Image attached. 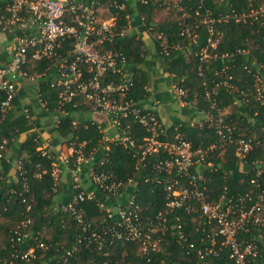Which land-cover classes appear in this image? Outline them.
Here are the masks:
<instances>
[{
	"label": "built area",
	"instance_id": "2783aa9c",
	"mask_svg": "<svg viewBox=\"0 0 264 264\" xmlns=\"http://www.w3.org/2000/svg\"><path fill=\"white\" fill-rule=\"evenodd\" d=\"M162 2L168 8L183 10L181 0ZM125 6L122 0H0V31L10 37L7 45L9 61L0 65V90L5 95L1 103L2 112L6 113L15 100L17 80L47 79L50 75L47 80L58 92L56 111L60 115H68V107L85 105L103 117V120L96 119L102 132L101 142L106 148L100 159L97 148L86 150V141L56 147L43 142L37 135L41 140L37 150L52 162L54 186L59 184L63 169L71 177V200L56 204L53 209L68 213L86 231V247L95 241L98 248L103 249L114 244L115 240H125L135 243L140 255L150 256L162 250L167 243V234L172 232L182 247L189 248L188 252L190 249L197 251L203 259L219 255L220 250L227 247L235 264H264L263 257L262 262H258L262 256L258 242L245 237L252 227L258 228L264 237V188H260L256 198L250 193L238 197L225 193L218 200H213L209 199L205 179L201 175L203 167L213 166L209 160L213 149L234 145L236 154L245 156L255 147L264 151V136L245 138L235 133V125L223 115L208 113L205 122L214 128L219 137L218 144L195 147L192 141L180 134L169 138L156 110L142 106L130 95L134 75L128 67L127 56L123 48L111 46L116 38L128 34L132 23L129 21L127 26L119 27L111 7L123 9ZM105 7L109 11L106 17L102 15ZM262 16V7L250 11H237L231 7L218 16L206 9L202 23L206 25L209 36L206 46L197 55L204 62L217 56L215 51L223 36V32L217 30L218 22L234 20L248 23L260 20ZM157 38L161 40L163 52L168 54L167 37L161 32ZM44 59L50 61L46 70L31 73L28 64ZM232 78L229 76V80ZM172 91L179 101H184L186 90L183 85L174 84ZM38 99L48 110L39 90ZM26 112L30 114L29 109ZM60 115L56 118V127L62 118ZM30 118L35 117L30 114ZM137 125L144 131L142 137L138 135ZM111 143L132 150V155L137 158V169L143 166L155 172L153 178L147 177L146 180L162 185L166 195L163 209L154 216L144 214L133 192L128 193L124 202L120 200L126 191L136 186V180L129 177L124 181L106 168ZM7 148V139H4L0 144L1 158ZM16 168L22 189L25 193L30 192L23 156L17 159ZM85 178L90 187L85 185ZM252 183L257 187L260 185L257 177L252 179ZM93 186L100 189L103 198L98 197ZM88 200L95 201L105 213L96 226L86 219L83 203ZM22 202L26 212L32 210L33 202L29 197L24 196ZM176 209L184 211V216L197 212L200 219H206L204 223L209 227L210 245L196 248L195 241L189 237L191 233L179 216L171 225L170 217ZM32 223L28 216L12 229L10 235L15 246L12 256L25 261L36 258L38 249L49 248L39 236L41 233L37 232L35 246L23 252L18 250L16 245L32 236ZM77 247L73 244L65 248L61 256L65 264H72Z\"/></svg>",
	"mask_w": 264,
	"mask_h": 264
},
{
	"label": "trees",
	"instance_id": "16d2710c",
	"mask_svg": "<svg viewBox=\"0 0 264 264\" xmlns=\"http://www.w3.org/2000/svg\"><path fill=\"white\" fill-rule=\"evenodd\" d=\"M122 1L125 2V0ZM125 5L123 9L111 7L112 13L117 17L119 27L127 26L129 21L144 24L147 28L152 27L151 31L166 69L175 73L178 80L183 79L188 88H194L193 91L189 90L187 97L185 96L187 99L197 100V107L212 109L214 113H217L220 108L240 101L241 105L234 108L235 111L233 110L229 115L223 117L235 125L236 134L252 139L264 136V100L258 94L256 78L257 67L260 63H264V54H262L264 53V16L260 20L248 23L235 22L234 20L218 22L217 30L223 32V36H221L219 46L215 51L217 56L204 62L197 55L200 49L206 46L209 36L206 25L202 23L206 9L211 10L214 16H218L220 13L231 10V7L237 11H250L259 8V6L247 9L248 0H181L183 10L177 11L180 17L156 23L157 9L164 7L174 10L163 4L162 0H139L136 9L130 8L129 3ZM161 32L167 37L168 54L163 52L160 45L161 40L157 38ZM250 38L254 39L257 46L252 49V55H246L242 51ZM111 46L123 48L127 56L128 67L134 75V86L130 95L139 102L146 95V86L149 81L148 73L136 68V65L144 59L143 40L136 38L135 35L126 34L122 38H116ZM187 48L191 50L189 57L186 56ZM49 64L50 61L44 59L40 62L29 63L28 68L31 73H41L46 70ZM229 76H233V78L229 80ZM47 79L43 77L39 92L41 98L46 100L48 110H57L58 92L51 87ZM232 84L237 85L239 90L231 88ZM208 92L209 95H207ZM243 92L245 93L243 94ZM4 98V92L0 90V144L4 139H7V147L15 146L21 154L22 151L26 152V155L21 156L24 157L25 167L28 170L30 192H24L18 178L14 182L8 181L4 177L5 174H0V217L5 219V221H0V229L6 227L8 232L6 241L0 243V264H11V262L12 264H65L61 256L65 253V248L73 244L78 245V250L72 264H235L230 258L229 248L223 247L219 255L203 259L197 254V251L190 249L188 252L189 248L182 247L176 240V234L172 232L167 234V243L164 244L162 250L150 256L140 255L137 245L125 240H115L114 244L103 249H99L95 241L90 242L86 247V231H83L82 227L72 220L68 213L56 212L53 209L56 204L71 200L72 187L71 193L65 197V194L61 193L58 188L59 184L54 186L52 162L37 150L41 143L37 133L32 134L24 143L16 142V137L19 134V131L16 130L18 124L16 120L12 119L11 114L15 100H13L10 109L3 113L1 103ZM84 109L83 105L79 108L68 107L69 114L62 116L56 130L63 139L61 145L86 141V150L97 148L99 150L98 159H100L106 152V148L105 144L101 142L102 132L99 129V121L95 118L85 119L81 113L79 117L74 116V112H83ZM246 114L253 119L248 121V119L240 118ZM241 125H246V133H242ZM178 126L180 135L192 141L195 147H209L214 143H219V137L209 123L194 128L181 123ZM136 128L139 132L138 135L142 137L144 131L139 125ZM108 152L109 161L106 168L112 170L124 181L129 177H134L136 180V186L126 191L120 200L124 202L128 193L133 192L142 205L145 215L154 216L162 210L166 195L162 185L152 180H146L147 177L153 178L155 172L146 170L143 166L137 169V158L132 155L133 151L121 144L111 143ZM4 157L5 153L0 159H4ZM209 160L213 162V166L207 165L201 171L209 199L218 200L225 193L237 197L250 193L256 198L260 188H264V151L260 147H255L245 156H238L234 145L216 148L210 152ZM259 170L261 171L260 175H258ZM255 177L258 178L259 187L252 183V179ZM93 187L97 191L98 197L102 196L103 198L104 195L100 189ZM24 196L29 197L33 202L32 210L29 212H26L25 204L22 202ZM83 207L87 221L94 226L105 215L93 200L84 202ZM184 215V211L176 209L170 217L171 225L179 216L185 223L186 230L191 233L189 237L195 241L196 248L210 245L207 236L209 227L204 223L206 219H200L197 212ZM28 216L33 221L31 225L33 234L23 243L17 244L16 247L20 252H23L31 246H35L37 244L35 236L38 232L41 233L39 236L49 245V248L48 250L38 249L36 258L25 261L20 257L12 256L15 246L10 241V235L12 229ZM8 220L11 222L7 223ZM260 234L256 227H252L250 232L245 234L247 239L258 242L262 254L258 259L259 263L262 262L261 258H264V237ZM260 236L261 239H259Z\"/></svg>",
	"mask_w": 264,
	"mask_h": 264
},
{
	"label": "crops",
	"instance_id": "0c3cea01",
	"mask_svg": "<svg viewBox=\"0 0 264 264\" xmlns=\"http://www.w3.org/2000/svg\"><path fill=\"white\" fill-rule=\"evenodd\" d=\"M139 0H125V4L129 3L130 8L136 9L137 2ZM256 5H255V4ZM259 6V8H264V0H248V7L254 8ZM258 9V8H257ZM108 10L106 7L104 11ZM165 9H157L155 22L161 23L164 21H171L176 19L174 13H171L170 18L159 14ZM246 10V9H245ZM162 18V19H161ZM128 34L135 35L136 38H141L144 43L145 54L144 59L136 65V68H140L148 73L149 81L146 86L147 92L144 98H142L139 103L150 109L156 110L159 114L163 126L167 129L168 137H174L180 133L178 124H185L191 127H201L206 123L207 114H221L223 116L229 115L234 108L241 105L240 101H236L233 105H227L224 108H220L217 113H214L212 109H203L197 107V100H189L186 97L188 92L193 91L194 88L187 87L183 79L178 80L175 73H171L166 69L161 56L159 54L156 39L154 37L151 28H147L144 24L131 23ZM10 37L8 34L0 31V65H4L9 61V54L7 52V45ZM253 38L247 42L246 47L243 49V53L246 55H252V49L257 46L254 43ZM190 48L186 49V56H190ZM264 54V53H262ZM256 62V61H255ZM34 74V73H33ZM257 78V91L264 100V63H260L256 70ZM43 78L36 77L33 78H21L17 80V90L14 105L11 109L12 119L17 121L18 127L16 130L19 131L16 137V142L18 144L24 143L32 134L37 133L38 137L46 143H51L56 147L61 144L62 138L59 136L55 121L60 115L56 110H46L39 102L38 90L40 88V83ZM226 83V81H225ZM174 84L183 85L186 90V97L184 101H179L175 93L172 91V86ZM234 90H239L237 85H231ZM245 92H243L244 94ZM84 106L83 112H74V116L79 117L81 115L86 118H96L98 120H103V117L98 112L91 111L87 106ZM29 109L30 114L35 118L31 119L30 114L26 112ZM235 111V110H234ZM93 115L95 117H93ZM62 116V115H60ZM242 120L250 121L253 118L246 114L240 117ZM242 126V133H246V125ZM17 147H8L5 152L4 159H0V174H5L4 177L8 181L17 180V168L16 161L21 155H26L25 151L22 154L19 152ZM85 185L89 186L88 180L85 178ZM72 187L71 177L66 169H63L59 182V190L61 193L65 194V197L71 193L70 189ZM59 196V195H58Z\"/></svg>",
	"mask_w": 264,
	"mask_h": 264
},
{
	"label": "rangeland",
	"instance_id": "374dc122",
	"mask_svg": "<svg viewBox=\"0 0 264 264\" xmlns=\"http://www.w3.org/2000/svg\"><path fill=\"white\" fill-rule=\"evenodd\" d=\"M163 9H165V11H161L159 14H162L163 16L165 15V16H167V17H169L170 18V16H171V13H174V17L176 18V17H180V15L178 14V12H177V10H170V9H167V8H164L163 7ZM106 13V15H103L104 17H106L107 15H108V13H109V11L108 10H105L104 11V14ZM162 19V18H161ZM93 117H95L94 115H93ZM96 119V118H95ZM14 219V218H13ZM15 220H16V218H15ZM0 221H5V219L3 218V217H0ZM11 221H7V223H10ZM12 225V224H11ZM10 225V226H11ZM7 235H8V232L6 231V227H3V228H1L0 229V243H4L5 241H6V239H7Z\"/></svg>",
	"mask_w": 264,
	"mask_h": 264
}]
</instances>
